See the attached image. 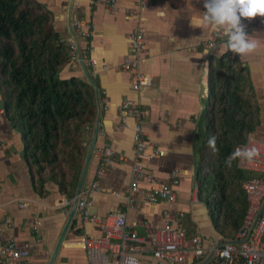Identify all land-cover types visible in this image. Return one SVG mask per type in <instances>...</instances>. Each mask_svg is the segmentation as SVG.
Instances as JSON below:
<instances>
[{
	"label": "crops",
	"instance_id": "0c3cea01",
	"mask_svg": "<svg viewBox=\"0 0 264 264\" xmlns=\"http://www.w3.org/2000/svg\"><path fill=\"white\" fill-rule=\"evenodd\" d=\"M37 1L50 10L53 28L64 40L72 37L71 24L80 58L104 92L101 97L106 98L105 109L97 108L93 122L82 135L85 153L81 171L93 139L94 145L81 189H86L94 178L98 164L95 150L108 145L114 155L112 165L97 179L98 189L87 197L91 210L100 216L123 213L126 222L134 224L141 241L127 245L135 247L142 264L154 263L149 238L163 226L165 212L171 226L186 234L187 245L194 235L203 238L206 245L220 240L222 235L214 227L211 214L196 197L194 183V118L207 108L211 61L223 55L227 47L225 37L217 35L224 32L223 28L202 22L203 0H147L142 7L136 5V0H116L113 6L104 0ZM131 9L136 10L143 29L142 53H133L127 40L135 26ZM74 20L82 22L89 32L87 36L75 32ZM248 32L257 46L236 55L250 80L246 92L257 107L258 123L249 137L264 141V17L257 15ZM83 50L96 59L94 66L87 62ZM126 59L136 61V69L148 77L149 83L139 88L131 86L135 69L132 65L121 66ZM60 75L85 77L78 55L69 59ZM126 98L139 105L147 140L163 151L141 160V165L155 179V186L168 183L171 172L176 171L174 201L150 203L141 193L127 192L132 182L134 119L129 117L121 126L118 116V106ZM3 105L4 95L0 93V242L11 237L14 245L27 249L28 264H48L74 202L63 204L67 198L53 180L44 182L42 192L34 188L24 157L22 128L11 122ZM137 185L143 189L150 187L144 180ZM102 234L99 224L82 221L75 209L52 264H88L78 239L82 235L96 238Z\"/></svg>",
	"mask_w": 264,
	"mask_h": 264
},
{
	"label": "trees",
	"instance_id": "16d2710c",
	"mask_svg": "<svg viewBox=\"0 0 264 264\" xmlns=\"http://www.w3.org/2000/svg\"><path fill=\"white\" fill-rule=\"evenodd\" d=\"M68 45L53 28L52 13L37 0H0V85L4 111L23 132L24 157L33 185L42 192L53 180L73 198L85 147L83 130L102 110L101 91L86 77H63ZM209 103L195 121L193 150L196 197L207 207L214 227L231 239L248 202L243 182L258 173L244 170L238 157L225 163L246 142L258 123L257 107L246 90L247 72L236 54L226 51L211 61ZM216 136L215 151L208 145Z\"/></svg>",
	"mask_w": 264,
	"mask_h": 264
},
{
	"label": "built area",
	"instance_id": "2783aa9c",
	"mask_svg": "<svg viewBox=\"0 0 264 264\" xmlns=\"http://www.w3.org/2000/svg\"><path fill=\"white\" fill-rule=\"evenodd\" d=\"M104 1L113 6L116 0ZM135 2L138 7H142L147 0H136ZM130 14L134 16L135 26L127 34V40L133 53H142L145 51L143 29L136 17V10L131 9ZM256 20L257 16L242 18L247 31ZM72 26L81 36L89 34L80 20H74ZM217 35L225 37L224 32H219ZM65 42L68 45L70 58L80 55L77 42L72 37ZM82 53L86 56L87 50H83ZM87 62L94 66L96 59L88 56ZM130 65L135 69L134 77L131 79L133 88L149 83L148 77L136 69L135 60L126 59L121 64L123 68H128ZM101 93L104 95L103 91ZM101 103L102 108L105 109L106 98L104 96L101 97ZM118 116L121 126L126 124L129 117L134 119L132 182L127 189L128 194L141 193L150 203L159 200L174 201L176 197L174 185L178 182L176 171L171 172L168 183L155 186V179L147 174L141 165V160L152 155H160L163 151L147 140L142 128L141 109L137 102L130 98L122 100L118 106ZM252 146L258 149L257 155L252 159L239 156L238 165L244 170L258 173L259 176L251 177L243 182L248 207L234 237L231 239L222 237L212 242L211 245H206L203 238L194 235L190 237V244L187 245L186 234L181 229L171 226L169 214L165 212L163 226L154 231L149 238L153 264H264V141L248 137L246 142L238 144L235 150ZM95 155L98 158V164L89 186L86 189H80L73 198L63 200L64 205L75 202V209L82 221H92L102 227V236L91 238L82 235L78 239V244L86 252L88 264H142L134 252L135 247L127 245L128 242L141 241L134 224H128L123 213L111 212L100 216L91 210V203L87 197L98 189L97 179L106 173L114 159L113 152L108 145L97 148ZM140 180H144L150 187L143 189L138 186L137 183ZM34 224L36 228L37 221ZM27 255V249L14 245L11 237H5L0 242V264H28Z\"/></svg>",
	"mask_w": 264,
	"mask_h": 264
},
{
	"label": "clouds",
	"instance_id": "9594fccd",
	"mask_svg": "<svg viewBox=\"0 0 264 264\" xmlns=\"http://www.w3.org/2000/svg\"><path fill=\"white\" fill-rule=\"evenodd\" d=\"M260 15L264 17V0H203L202 22L223 28L226 51L234 54H246L257 46L256 40L250 38L242 18ZM216 136L208 139V145L215 151ZM255 146L237 148L225 159L227 165L239 156L252 159L257 155Z\"/></svg>",
	"mask_w": 264,
	"mask_h": 264
},
{
	"label": "water",
	"instance_id": "95a60500",
	"mask_svg": "<svg viewBox=\"0 0 264 264\" xmlns=\"http://www.w3.org/2000/svg\"><path fill=\"white\" fill-rule=\"evenodd\" d=\"M69 29H70L69 31H70V34H71L72 38H73L76 42H78V41H77V37H76L75 33L73 32V30H72V28H71V24H70V26H69ZM77 45H78V44H77ZM78 56H79V62H80V65H81V68H82V71H83L85 77H86L87 80H88V81L94 86L93 79L91 78V76L89 75V73H88V71H87L85 65L83 64V62H82V60H81V58H80V55H78ZM93 145H94V139L91 141V143H90V145H89V148H88V151H87L86 160H85V162H84V165H83L82 171H81L80 176H79L78 184H77V187H76V193H78V192L80 191V189L82 188V186H83V183H84V177H85V171H86V166H87L88 159H89V157H90V155H91V152H92V149H93ZM74 211H75V202H74V204H73V207H72L71 213H70V215H69V217H68V220H67L66 224L64 225V227L62 228L61 233H60V235H59V237H58V239H57V242H56L55 247H54V250H53V252H52V254H51V256H50V259H49V261H48V264H52V261H53V259H54V257H55V254H56V252H57V250H58V248H59V245H60V243H61V241H62V238H63V235H64V233H65V230H66V228H67V226H68V224H69V222H70V219H71V217H72Z\"/></svg>",
	"mask_w": 264,
	"mask_h": 264
},
{
	"label": "rangeland",
	"instance_id": "374dc122",
	"mask_svg": "<svg viewBox=\"0 0 264 264\" xmlns=\"http://www.w3.org/2000/svg\"><path fill=\"white\" fill-rule=\"evenodd\" d=\"M3 92H4V88L0 85V93H1L2 96L4 95ZM209 99H210L209 97H206V99H205V104L206 105H208Z\"/></svg>",
	"mask_w": 264,
	"mask_h": 264
}]
</instances>
